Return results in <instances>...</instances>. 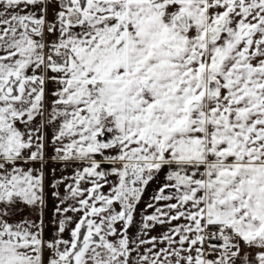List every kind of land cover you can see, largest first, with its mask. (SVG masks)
Instances as JSON below:
<instances>
[{
    "label": "snow or ice",
    "instance_id": "6c2138e0",
    "mask_svg": "<svg viewBox=\"0 0 264 264\" xmlns=\"http://www.w3.org/2000/svg\"><path fill=\"white\" fill-rule=\"evenodd\" d=\"M0 264H264V0H0Z\"/></svg>",
    "mask_w": 264,
    "mask_h": 264
}]
</instances>
